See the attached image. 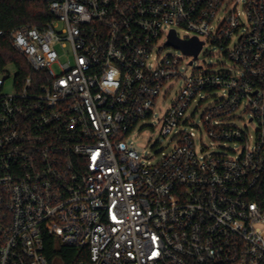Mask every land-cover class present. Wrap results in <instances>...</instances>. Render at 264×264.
<instances>
[{
	"label": "built area",
	"instance_id": "1",
	"mask_svg": "<svg viewBox=\"0 0 264 264\" xmlns=\"http://www.w3.org/2000/svg\"><path fill=\"white\" fill-rule=\"evenodd\" d=\"M18 1L52 18L10 32L33 75H0V264H54L50 237L70 264H264V0ZM172 32L238 74L183 75ZM181 78L156 120L171 150L140 156L129 137Z\"/></svg>",
	"mask_w": 264,
	"mask_h": 264
},
{
	"label": "rangeland",
	"instance_id": "2",
	"mask_svg": "<svg viewBox=\"0 0 264 264\" xmlns=\"http://www.w3.org/2000/svg\"><path fill=\"white\" fill-rule=\"evenodd\" d=\"M178 34L182 37H190V35L186 34L184 30L179 29ZM209 49V46H206ZM212 51L204 52L200 54L198 57L194 55H184V52L180 49H175L173 47H165L161 52V57H165L166 55H178L183 58L181 72L183 75L189 77L193 72H224L231 73L233 75H237L239 72L238 67H236L233 62H231L227 56H225L218 47L211 46ZM62 61H66L68 58L66 56L60 58ZM206 60V62H204ZM193 61L192 65H189V62ZM202 66V68H198ZM17 74V68L13 65H10L6 68L4 73H0L2 77L6 79V84L4 91L6 93L15 92V77ZM185 80L184 78L179 79L175 82L174 86L168 90L165 89L157 106L155 108L156 115L155 120H147L145 122H141L135 129V131L129 137V141H132L135 149L138 151L140 156L142 157H154L159 156L162 151H169L172 148L170 144V137H164L161 134V127L156 122L157 119H160L164 116L165 112L171 107L173 100L176 95L179 94L182 87L184 86ZM214 101V98H209L204 101L200 107L197 108L196 112V120L198 121L201 115L205 112L207 107ZM195 107H193L194 110ZM245 122H248L249 116H245ZM240 126H244V123H238ZM249 129L252 132V125L249 124ZM201 137V138H200ZM197 150L200 151L201 148L204 149L206 154H219L226 153L228 149H238V145H234L232 143H227L223 145L221 142H216L211 140L207 134L203 133L202 135L198 133V137L196 139Z\"/></svg>",
	"mask_w": 264,
	"mask_h": 264
},
{
	"label": "trees",
	"instance_id": "3",
	"mask_svg": "<svg viewBox=\"0 0 264 264\" xmlns=\"http://www.w3.org/2000/svg\"><path fill=\"white\" fill-rule=\"evenodd\" d=\"M47 5L43 2H27L18 0H0V30L5 33L0 38V73L13 65L17 68V84L21 83L28 75H33L24 57L16 51L10 42V32L23 24L43 25L51 19ZM264 197V183L260 187ZM76 248L59 246L53 238H48L46 253L52 263L70 264L75 258Z\"/></svg>",
	"mask_w": 264,
	"mask_h": 264
},
{
	"label": "water",
	"instance_id": "4",
	"mask_svg": "<svg viewBox=\"0 0 264 264\" xmlns=\"http://www.w3.org/2000/svg\"><path fill=\"white\" fill-rule=\"evenodd\" d=\"M167 44L175 48H179L188 54L194 55L195 57H197L202 47V42L198 41V39L194 38L190 41H182L175 35L174 32L170 34Z\"/></svg>",
	"mask_w": 264,
	"mask_h": 264
}]
</instances>
